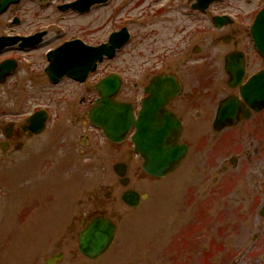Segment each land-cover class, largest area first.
I'll return each mask as SVG.
<instances>
[{"label": "flooded vegetation", "instance_id": "flooded-vegetation-1", "mask_svg": "<svg viewBox=\"0 0 264 264\" xmlns=\"http://www.w3.org/2000/svg\"><path fill=\"white\" fill-rule=\"evenodd\" d=\"M71 2L40 0L39 4L47 8L53 6L57 10ZM181 6L176 4V7ZM229 15L233 18L217 23L213 22V17L201 21L208 24L200 32L206 45L202 48L195 46L185 54L179 48L181 51L174 56L177 59L167 57L158 65L149 67L141 87L133 82L131 100H119L118 95L115 97L117 102H127L137 119L142 100L150 97L145 90H152L155 79H163L160 84L166 91L162 88L164 96L157 117L164 124L170 121L171 125L166 127L171 129L172 146L182 148L183 155L171 173L162 179L145 175L152 181L175 178L177 187L183 191L178 216L181 228L176 230L169 248L175 251V256L163 257L159 249L154 251L152 248L149 257L153 255L152 261L159 264L163 258L175 264H264V57L255 50L250 37L255 15L252 19ZM7 31V25L0 21V37H29L39 33L20 36L7 34ZM45 32L42 41L31 49L16 46L0 50V65L4 62L15 64L12 76H0V199L3 212L13 209L11 216L15 225L24 223L37 211L47 210L52 197L44 195L37 201L33 195L34 201L30 203L15 201L12 198L13 187L45 181L46 176L52 175L63 180L78 170L93 166L99 162V145L103 146L104 141L112 147L128 141L132 157L141 165L130 142L136 132L133 126L123 143L112 144L88 117L99 99L95 90L103 79L99 80V66L82 83L62 79L53 85L41 65H47L46 55L54 48L30 56L45 44L44 39L48 35ZM181 33L179 30L177 34ZM8 52L26 57H4ZM25 59L29 60L27 67L23 63ZM238 66H242V76L236 71ZM255 75L260 77L256 99L245 100L240 96V90ZM24 76H27L25 81L22 79ZM26 82L31 88L24 96L22 87ZM139 90L141 97L137 98ZM169 90H172V96L168 95ZM11 102L20 109L15 115L7 116L2 107ZM31 105L38 109L26 114L25 109ZM41 110V115L32 118ZM75 142L80 146L74 153L79 157L77 171L71 166ZM127 154L120 151V160L114 164L124 165L126 173L132 163L125 158L129 156ZM121 182L125 181L116 177L111 185L102 187L104 189L90 197V205L85 206L81 218L75 216L78 227L66 225L70 220L69 211L68 220L56 234L48 237L46 246L37 253L33 264H86L95 261L80 253L79 236L99 219L115 227V239L123 216L119 214V207L135 210L149 199V195L132 186L129 178L126 186ZM77 190L76 187L75 193ZM127 192L137 196L135 208L124 203L123 197ZM54 236L63 238L50 249L49 243ZM165 242L167 240L160 246ZM2 251L0 249V264H9L3 261L6 255H1ZM137 262L142 263L139 258Z\"/></svg>", "mask_w": 264, "mask_h": 264}, {"label": "rangeland", "instance_id": "rangeland-1", "mask_svg": "<svg viewBox=\"0 0 264 264\" xmlns=\"http://www.w3.org/2000/svg\"><path fill=\"white\" fill-rule=\"evenodd\" d=\"M188 1L110 0L108 4L93 8L88 14L79 16L69 12L60 13L53 6L43 7L39 4L40 0H20V4L10 8L0 21L3 25H7V34L10 35L23 36L47 31L45 44L37 52L32 53L31 57L43 54L49 48H55L65 41L74 39H80L88 45L96 46L105 42L110 33L126 28L130 33L129 42L116 54L114 59L99 65V80L109 73L118 74L122 80L118 99L128 101L133 98L131 93L133 82L141 87L149 67L158 65L167 57L171 60L177 59L174 56L178 54V51L182 50L185 54L195 46L202 48L206 45L201 39L200 32L206 29L208 24L201 23V21L223 14H236L252 19L256 11L264 5V0H226L211 5L206 14L202 15L191 11ZM176 4H182V6L179 8ZM229 17L233 18L230 15ZM14 18L19 19V24L16 26L12 24ZM179 30L182 31L181 34H177ZM193 32H197L195 37H192ZM4 57L21 59L26 56L17 52H8ZM28 61L27 59L23 61L25 66ZM41 67L44 69L45 64L43 63ZM27 76L22 77L23 81ZM30 88L31 85L28 82L23 83L24 96L26 90ZM139 97H141L140 90L137 95V98ZM28 108L25 109L26 114L38 109L34 105ZM2 109L7 116H10L18 113L20 108L15 102H11ZM103 146L99 145V162L78 170L79 166L76 162L79 157L74 153L80 146L76 142L72 145L73 152L71 153L74 161L71 166L76 171L78 170L73 173L77 177L71 174L61 180L52 175L46 176L45 181L13 187L12 198L15 201L30 203L34 201L33 195L36 196L37 201L42 200L44 195L52 197L47 210L37 211L24 223L15 225L11 216L13 209L3 212L0 199V209H2L0 219L5 215L0 225V249H3L1 255H6L3 257L4 262L33 264L37 253L46 246L48 237L56 234L62 228V224L68 220L69 211L70 220L66 225L71 224L76 227L75 216L81 218L85 206L90 205V197L93 198L96 191L104 189L102 187L109 186L112 181L116 180L112 167L117 160H120L118 154L122 150L129 155L125 158L132 161L128 171L132 186H135L139 192L149 195V199L142 202L135 210L119 207V214L123 216H121L117 236L110 250L102 257L90 263L86 262V264H140L137 262L138 258L141 264H159L152 261L153 255L149 257L152 248L154 251L159 249L163 257L175 256V251L169 249L172 247L170 240L176 236V230L181 228L178 216L180 198L183 194L181 188L177 187L176 179L152 181L144 176L138 160L133 158L129 151L128 141L117 147H112L104 141ZM76 187L78 190L75 193ZM0 196H2L1 193ZM54 237L50 240V249L56 241L63 238ZM164 240L167 242L161 247L160 244ZM173 241L175 243V239ZM160 264L175 263H169L163 258Z\"/></svg>", "mask_w": 264, "mask_h": 264}, {"label": "water", "instance_id": "water-1", "mask_svg": "<svg viewBox=\"0 0 264 264\" xmlns=\"http://www.w3.org/2000/svg\"><path fill=\"white\" fill-rule=\"evenodd\" d=\"M108 0H77L70 5L59 8L61 12L68 10L84 14L96 5H103ZM223 0H194L192 10L204 13L209 5ZM19 0H0V16L10 6L17 5ZM224 18H213L217 23ZM18 21L16 20L15 23ZM220 24V23H219ZM255 48L264 57V9L255 18L250 30ZM45 33H40L29 38H3L0 39V49L12 47L21 42L20 48H32L41 42ZM129 41L127 29H121L110 35L108 41L98 47L87 46L79 40L66 42L47 55L48 66L45 74L53 84H57L63 77L83 82L87 75L94 72L97 64L104 59H112L116 52L121 50ZM14 64L7 62L0 66V75L11 74ZM237 73L242 75L241 66L237 67ZM163 79H155L152 90L146 89L150 97L142 101L141 110L137 119L134 118L129 104L118 103L113 98L117 95L121 81L118 76L110 75L101 80L96 86L99 99L95 106L89 111V119L97 128L101 129L109 142L114 144L122 143L129 129L133 126L136 130L131 142L134 151L142 159L141 169L147 175L155 178H163L173 171L183 155L182 148L172 146L171 125L164 124L157 115L164 96V87L160 84ZM260 84V77H253L243 88L241 95L245 100L256 99ZM164 90H163V89ZM166 91V90H165ZM172 96V90H169ZM224 112V111H222ZM41 113L34 115L36 118ZM40 122V128L42 127ZM167 126V127H166ZM169 129V130H167ZM182 152V153H181ZM114 172L119 177H124L125 168L121 165L114 167ZM125 184V183H123ZM131 200V201H130ZM123 201L134 207L136 197L127 193ZM114 233V227L107 222L95 220L88 230L79 237V249L87 257L94 259L109 247Z\"/></svg>", "mask_w": 264, "mask_h": 264}]
</instances>
